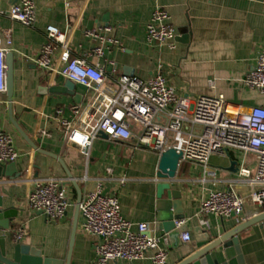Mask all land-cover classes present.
<instances>
[{
    "label": "crops",
    "instance_id": "crops-1",
    "mask_svg": "<svg viewBox=\"0 0 264 264\" xmlns=\"http://www.w3.org/2000/svg\"><path fill=\"white\" fill-rule=\"evenodd\" d=\"M17 1L0 0V10H9ZM35 1L38 19L34 27L0 15V38L5 39L10 30L13 41L9 47L15 57L13 114L38 146L34 148L17 130L10 119L7 92H0V130L13 136L21 153L17 162L23 168L20 177L1 181L5 206L14 207L18 215L10 229L0 233L8 234L15 242L13 235L25 222L27 234L21 242L42 250L44 256L65 262L78 199L74 179L82 195L101 181L105 193H116L119 197L126 219L149 223L156 233L162 234L157 229V185L161 180L157 175L161 156L158 152L137 147L134 141L110 140L100 135L93 141L90 161L85 165L79 149L66 144L63 120L72 119L71 107L85 105L91 95L86 87L77 83L73 90H63L69 79L59 72L62 67L59 48L53 55L51 68L36 62L39 51L49 41L46 28L53 25L65 32L72 57H85L97 44L86 31L111 26L125 49L113 47L106 50L103 58L88 57L90 62L100 61L110 76L126 73L147 79L161 70L179 95L191 99L222 95L228 102L249 110L253 106H264V93L243 82L264 47V0ZM158 6L172 14L177 38L182 35L181 30H187L189 37L178 39L174 50L147 42V24L152 10ZM55 86L61 88L51 90ZM243 155L240 150L212 155L208 167L188 161L179 164L175 177L169 181L172 189L181 192L185 225L184 230H174L177 234L168 233L171 242L166 247L167 262L176 264L215 238L222 228L230 230L245 220L235 215L224 218L206 215L207 223L201 224L197 215L201 201L212 190L248 191L244 182L238 181ZM59 158L73 178L68 176ZM247 163L254 168V157L248 156ZM208 170L214 174L210 175ZM53 176L71 180L73 205L67 216L58 221H49L44 214H33L27 201L34 179ZM82 222L80 214L69 264H94L98 238L86 232ZM183 231L190 232L188 242L181 238ZM238 236L246 264H264L262 223L249 226ZM153 253L132 262L112 260L107 264H155Z\"/></svg>",
    "mask_w": 264,
    "mask_h": 264
},
{
    "label": "built area",
    "instance_id": "built-area-1",
    "mask_svg": "<svg viewBox=\"0 0 264 264\" xmlns=\"http://www.w3.org/2000/svg\"><path fill=\"white\" fill-rule=\"evenodd\" d=\"M0 15H8L25 26L34 27L38 6L35 0H18L9 10H0ZM46 34L49 41L39 51L36 62L51 68L53 55L59 48L62 65L59 72L90 91L86 104L73 105L72 119L63 120L65 142L79 149L85 165L90 161L93 141L102 133L110 140L134 141L135 146L160 155L175 148L182 153L180 163L188 161L205 167H208L212 155L240 150L244 155L238 181L244 182L248 191L240 192L235 188L212 190L201 201L197 214L200 223H207L206 215L220 218L235 215L248 219L264 213V106L244 110L222 95H201L195 99L179 95L161 70L147 79L126 73L110 76L100 61L90 62L88 57L100 59L113 47L125 49L111 26L86 31V35L97 44L85 57H72L66 33L56 26H48ZM177 37L170 11L155 7L147 24V42L174 50ZM12 43L8 30L6 38H0V92L4 93L7 91L6 54ZM243 82L264 93V47ZM20 155L13 136L0 130V163L17 162ZM248 156L254 157V168L248 165ZM207 172L214 174L211 170ZM102 184L99 181L94 189L82 195L79 203L83 229L98 238L94 264H107L112 260L132 262L145 258L151 251L155 264H165L170 235L156 233L155 227L149 223L126 219L117 194L105 193ZM70 191L71 180L68 178H36L27 198L29 208L33 214L41 212L49 221L64 219L73 205ZM183 225L185 219L176 221V229ZM26 234L23 222L13 238L20 242ZM190 237L188 231L181 234L184 242Z\"/></svg>",
    "mask_w": 264,
    "mask_h": 264
},
{
    "label": "water",
    "instance_id": "water-1",
    "mask_svg": "<svg viewBox=\"0 0 264 264\" xmlns=\"http://www.w3.org/2000/svg\"><path fill=\"white\" fill-rule=\"evenodd\" d=\"M182 35L179 40H185L189 36L187 30H181ZM7 62V96L9 100V114L10 119L20 132V134L34 147L38 148L26 132L16 121L13 114V93H14V62L15 57L12 51L6 54ZM60 86H55L51 90H58ZM75 83L69 80L64 89H74ZM104 137H108L102 133ZM58 157V156H57ZM182 153L177 152L175 148H169L164 151L159 160L158 177L161 178L157 185L158 197V221L157 229L162 234L172 232L176 229V221L185 219L183 211V202L181 192L171 188L170 179L174 178L179 164ZM60 162L64 165L66 172L70 178L73 174L65 166L63 160L59 158ZM23 168L18 162H11L8 164L0 163V232L10 229L12 221L17 217L18 212L14 207L5 206L4 197L1 193V181L4 178L12 179L22 175ZM78 193L76 204L75 218L73 222L72 235L70 241L69 252L67 260H57L44 256L42 250L23 242H14L9 238L8 234L0 233V264H69L77 232L78 220L80 216L79 203L82 198V190L76 180H72ZM166 195V196H165ZM39 214H42L39 212ZM262 223L264 227V213L245 219L234 228L227 230L222 228L220 233L209 242L190 252L185 258L176 264H246L243 250L241 248L240 238L238 234L249 226ZM184 230V226L181 227ZM177 234L178 231L172 232ZM165 264H170L166 262Z\"/></svg>",
    "mask_w": 264,
    "mask_h": 264
}]
</instances>
